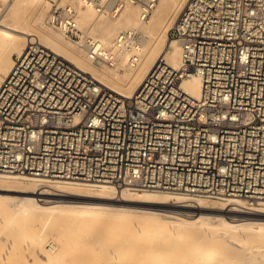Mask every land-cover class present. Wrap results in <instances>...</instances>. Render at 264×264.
Masks as SVG:
<instances>
[{"label":"built area","instance_id":"1","mask_svg":"<svg viewBox=\"0 0 264 264\" xmlns=\"http://www.w3.org/2000/svg\"><path fill=\"white\" fill-rule=\"evenodd\" d=\"M70 1H52L51 27L93 59L139 60L138 30L105 42ZM81 1L112 15L139 2L145 19L157 0ZM171 34L181 66L160 57L130 97L27 40L0 84V172L264 200V0H188ZM192 73L199 96L181 85Z\"/></svg>","mask_w":264,"mask_h":264},{"label":"bare ground","instance_id":"2","mask_svg":"<svg viewBox=\"0 0 264 264\" xmlns=\"http://www.w3.org/2000/svg\"><path fill=\"white\" fill-rule=\"evenodd\" d=\"M44 1L0 0V84L12 69L18 53L22 51L25 44L24 39H32L34 38L33 36L39 37L28 26L31 19H33L35 24L40 26L44 42L41 41L43 43L57 53L60 52L59 54L62 57L83 70L96 73L97 76L94 73L92 74L98 81L127 97L134 95L146 74L160 57H165L174 67L181 66L183 61L181 43L176 36L171 34V28L177 18L171 27H168V21L172 14H178L185 2L184 0H157L145 19L142 17L143 8L139 2H127L120 12L112 15L107 12L98 11L91 5H81L83 3L80 0L81 2L77 6L79 8V22L103 41L113 42V38L121 29L130 28L139 31L140 40L136 47V50L139 52V60L135 63H131L130 61L132 53L130 50L113 48L111 57L108 60L93 59L89 56L85 47H81L65 35L62 37L58 33L52 34L41 30L45 23L43 17L44 9L41 8L34 16L32 15V9ZM100 14L117 17L115 20L105 18L99 21L98 26L102 36L94 31V25L91 24ZM49 27L51 26L49 25ZM165 27L169 29L164 36L160 31ZM113 30L117 31L114 35L110 36L109 34ZM64 37L71 41L80 52L72 50L66 44ZM147 43L149 44L146 55L143 58L144 47ZM81 53L92 62H88L81 56ZM100 65H109V67L99 68ZM181 85L192 95L199 96L202 89V80L198 74L192 73L191 76L184 77L181 80ZM0 173L5 174L7 172ZM7 174L10 175L11 173ZM12 176H24L27 179H23V184L16 186L5 185L0 182V231L3 230L2 226L4 222L11 219H8V217L13 218L14 216H19V214H24L25 219L33 220L31 218H34L38 220L41 224L39 226L42 229H46L47 233H51L53 228L52 223L56 219L65 220L66 218H70L71 223L68 227H72L73 225L80 227L89 226L87 224L105 220L108 226L112 227V230L114 229V232L118 234L119 241L117 244L125 247L126 251L134 249L136 241H140L142 238H147L148 240V238L156 237L158 236L157 233H160L159 235L161 236V233L167 232L177 235L195 230L202 236H206V239L210 236L209 240H207L210 241L215 232L219 230L222 232L227 231L243 242L240 248H235L237 252H241V249L246 247L252 248L258 245L255 243L248 245L245 240L264 237V200H251L245 196L226 195L224 197L226 205L230 204L232 206H225L227 207L226 209H218V212L222 211L224 214H232L236 212L232 210L240 209L242 212L239 211V215L240 213L244 215L240 218H228L229 216L226 217L223 214H211L209 213L211 208H204V202L210 201L213 197L210 198V196L204 194H193L194 192L191 191H187L188 193L172 192L163 188H139L144 189L143 191H139L137 188L125 185L117 187L114 183L108 182L93 183L90 181L80 182L77 180L61 179L66 177L20 174H12ZM46 180L49 181L46 182ZM41 184L45 186L43 190L40 189ZM52 188L58 190H52ZM241 197L250 200V204L246 206L247 208L239 207L245 201ZM188 200L195 202H189ZM190 207L198 210L197 216L189 217L179 210ZM155 233L156 236H151ZM44 235L37 236L34 239L37 240V246L41 247V249L43 248L47 253V264H65V256H55L60 249V242L54 237L46 238L43 242ZM27 239L30 240V238ZM219 240L218 245H213L211 242L205 243L206 240L201 243L199 242L196 246L198 254L195 253L196 256L198 255L199 262H194L193 264L248 263V261L230 258L231 255L226 248L227 238L224 237V234L221 235ZM150 243L152 244L150 246L153 251L158 249V252H160L159 249L161 248H158L159 245L155 247V238H151ZM153 244L155 245L154 247ZM161 246L163 245L161 244ZM164 246L162 247V251L165 249ZM253 255L258 256L257 253ZM131 264L175 263L142 262Z\"/></svg>","mask_w":264,"mask_h":264},{"label":"rangeland","instance_id":"3","mask_svg":"<svg viewBox=\"0 0 264 264\" xmlns=\"http://www.w3.org/2000/svg\"><path fill=\"white\" fill-rule=\"evenodd\" d=\"M10 1V0H9ZM53 0H45L44 2H41L36 7L32 9V15H36L37 12L42 8L44 9V19L45 23L43 25V28L41 30L50 32L52 34H60L63 37V34H61L59 31L49 27L46 18L48 15V12L51 8ZM61 0H56V3ZM65 1V0H63ZM184 4L182 8H180L178 14L174 15L172 14L171 18L168 21V27H171L175 19L179 16L182 9L187 4L188 0H184ZM72 4H76V6H79L80 0H71ZM45 3V4H44ZM175 13V12H173ZM98 14V13H97ZM105 18H108L109 20H115L117 17L108 15V14H100V16H97L95 21H93L91 24H93L94 31L101 35L98 23L100 20H103ZM1 20V18H0ZM29 28L32 32L39 35L41 40H43L42 33L40 31V26L35 24L33 19L28 23ZM169 28H164L160 32L165 36L167 34ZM117 30H113L109 35L112 36L116 33ZM146 33V32H145ZM148 36V34L146 33ZM151 38V37H150ZM30 39V38H29ZM25 38V44L27 40ZM66 40V44L72 48V50L76 52H80L77 47L69 41L67 38L64 37ZM154 39V38H152ZM151 41V40H150ZM24 44V46H25ZM147 45L145 44L144 47V55L143 58L146 55ZM21 52V51H20ZM19 52V53H20ZM18 53V55H19ZM60 53V52H59ZM82 54V53H81ZM17 55V56H18ZM88 62L89 59L82 54ZM103 67H109V65H100L99 68ZM86 69V68H85ZM92 72V71H91ZM94 73V72H92ZM96 75V73H94ZM97 76V75H96ZM3 79V78H2ZM1 81V80H0ZM7 179L11 180L8 181ZM13 179V180H12ZM27 179L24 176H17L14 177L12 174H1L0 173V182L5 185H21L22 180ZM53 179V178H49ZM65 180H77L80 182H86L84 180L79 179H73V178H61ZM49 180H46V182ZM88 182V181H87ZM40 189H44L45 186L40 185ZM118 187V186H117ZM120 188V187H119ZM52 190H58L53 189ZM144 189H139V191H143ZM168 190V189H164ZM169 191H177L169 189ZM181 192V191H179ZM185 192V191H184ZM188 193V192H187ZM191 193V192H190ZM195 194V193H193ZM226 195L213 197L210 201L204 202L205 206L204 208L210 209L211 211L209 213L211 214H223L224 216L228 218L236 217L240 218L244 216L242 213L239 215V211L242 212L240 209H234L232 211H236L232 214L230 213H222V211L218 212V209H226L228 207H231L232 205H226V199L224 198ZM207 197V196H205ZM244 199V204L239 205L240 208H247L250 203L249 199H246L245 197H241ZM189 201V200H188ZM220 201V202H219ZM187 202V201H186ZM189 202H195V201H189ZM264 204V203H263ZM216 205V206H215ZM208 206V207H207ZM211 206V207H210ZM169 207V206H168ZM221 207V208H219ZM171 208V206H170ZM173 208V207H172ZM213 208V209H212ZM184 215L193 217L197 216L198 210H194L192 207L190 208H181L179 209ZM216 211V212H215ZM238 213V214H237ZM11 218V219H10ZM15 218V219H14ZM10 219L7 222H4L2 228L3 230L0 231V264H47V253L45 250L38 245L37 240L34 239L37 236L44 235V240L49 237H54L60 242V249L58 253L55 254L56 257L59 256H65V264H131V263H142V262H171L175 264H185L190 263L193 264L194 262H199L198 255L196 256L195 253L198 254L196 246L199 244V242H211L213 245L219 244V239L221 238V235L224 234V237L227 238L226 240V248L229 251V254L231 255L230 258L236 259V260H242V261H248L246 264H264V237L259 239H247L245 242L248 245L251 244H258L257 246H253L252 248H244L241 249V252H237L235 249L236 247H241V244L243 242L239 240L238 238H235L230 232H222L221 230L215 232L214 236H210L208 239H206V236H202L197 231H190L185 234H170V233H157L158 236L155 234H152L151 237L156 239V246L153 244V247L161 248L159 249L160 252L157 250H152L150 246V240L151 238L144 239L140 241L135 242L134 249H129L126 251L125 247H121L117 244L118 240V234L114 232V229L112 230V227L108 226V224L105 222V220L97 222H93L91 224H87L89 226H72L68 227L71 223L70 218L64 219H56L53 221V228L51 233H47L46 229H42L41 224L38 220H35L34 218H31L33 220L25 219L24 214H19L17 217H8ZM70 221V222H69ZM40 225V226H39ZM85 225V224H83ZM39 226V227H38ZM64 228V229H63ZM70 228V229H69ZM98 228V229H97ZM115 233H113V232ZM86 232V233H85ZM221 232V233H220ZM113 233V234H112ZM200 236V237H199ZM216 236V237H215ZM208 237V236H207ZM27 238H30L27 239ZM110 238H112L110 240ZM215 238V239H214ZM95 239V240H94ZM98 239V240H97ZM101 239V240H100ZM116 240V241H115ZM180 240V241H179ZM250 240V241H249ZM106 241V242H105ZM149 241V243H147ZM162 241V242H160ZM198 241V242H197ZM218 241V242H217ZM190 242V243H189ZM197 242V243H196ZM158 243V244H157ZM165 247V249L162 251L161 244ZM218 243V244H217ZM152 245V244H151ZM190 245V246H189ZM148 246V247H147ZM150 246V247H149ZM161 246V247H160ZM192 246V247H191ZM228 246V247H227ZM187 247V248H186ZM150 248V249H149ZM145 249V251H144ZM233 249V250H232ZM190 252V253H189ZM192 253V254H191ZM239 253V254H238ZM258 254V256H254L253 254ZM195 254V256H194ZM193 255V256H192ZM157 256V257H156ZM161 256V257H160ZM194 258V259H193ZM238 264V263H234Z\"/></svg>","mask_w":264,"mask_h":264}]
</instances>
